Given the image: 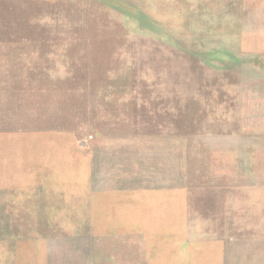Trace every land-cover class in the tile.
Here are the masks:
<instances>
[{"label": "rangeland", "instance_id": "rangeland-1", "mask_svg": "<svg viewBox=\"0 0 264 264\" xmlns=\"http://www.w3.org/2000/svg\"><path fill=\"white\" fill-rule=\"evenodd\" d=\"M0 264H264V0H0Z\"/></svg>", "mask_w": 264, "mask_h": 264}, {"label": "crops", "instance_id": "crops-1", "mask_svg": "<svg viewBox=\"0 0 264 264\" xmlns=\"http://www.w3.org/2000/svg\"><path fill=\"white\" fill-rule=\"evenodd\" d=\"M79 155H81V153H78ZM67 168L66 170L63 169V166H61V168L59 167L58 168V171H55L57 172V176L59 178H61V180L63 181H68L67 178H70V176H72L73 178L77 177V169L76 167H74L75 165H71V164H67L66 165ZM72 169V170H71ZM70 181V180H69ZM72 181V180H71ZM73 187L72 185L68 184V183H64V184H61L57 187V191L58 192H61V194H59L57 197H55L52 202L56 201L57 203H52L51 206L52 207H57V208H60V207H70L68 206L66 202V200H68V197L66 196L67 193H69L70 191H72Z\"/></svg>", "mask_w": 264, "mask_h": 264}]
</instances>
